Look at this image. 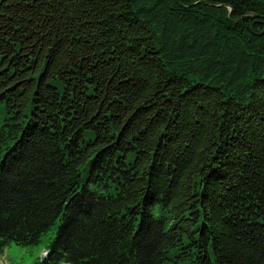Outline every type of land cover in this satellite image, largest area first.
Here are the masks:
<instances>
[{"label":"trees","instance_id":"1","mask_svg":"<svg viewBox=\"0 0 264 264\" xmlns=\"http://www.w3.org/2000/svg\"><path fill=\"white\" fill-rule=\"evenodd\" d=\"M43 238L264 264V0H0V257Z\"/></svg>","mask_w":264,"mask_h":264},{"label":"rangeland","instance_id":"2","mask_svg":"<svg viewBox=\"0 0 264 264\" xmlns=\"http://www.w3.org/2000/svg\"><path fill=\"white\" fill-rule=\"evenodd\" d=\"M47 238V237H46ZM43 238L39 244L33 246H17L11 244L0 257V264H32L43 250L47 239Z\"/></svg>","mask_w":264,"mask_h":264}]
</instances>
